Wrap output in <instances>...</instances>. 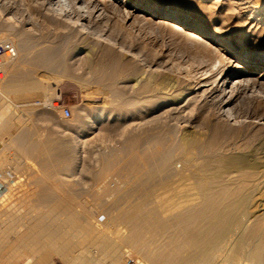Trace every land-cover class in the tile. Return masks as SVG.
Returning a JSON list of instances; mask_svg holds the SVG:
<instances>
[{
	"label": "rangeland",
	"instance_id": "1",
	"mask_svg": "<svg viewBox=\"0 0 264 264\" xmlns=\"http://www.w3.org/2000/svg\"><path fill=\"white\" fill-rule=\"evenodd\" d=\"M126 4L129 8L140 4L141 8L157 6L161 11H173L218 40L195 29L185 30L174 20L151 18L136 11L125 23L112 13L105 15L107 22L89 19L95 36H85L87 40L84 38L83 43L78 27L46 18L51 13H45L42 0H0V11H9L7 17L14 18L10 37L0 20L1 34L8 37L0 42L12 44V39L15 45L23 39L28 49L23 54L14 46L17 54L22 55H17L10 69L4 66L5 79L30 81L39 75H47L49 79L44 80L48 84L44 82L37 94L23 89L18 93L14 89H11L13 93H0V128L9 127V133L4 130L0 133V171L8 179L3 181L7 184L5 195L0 199L1 259L13 255L19 244L17 238L23 233L31 234L26 241L30 247L45 244V239L33 236L31 227L39 219L47 220L50 211L65 208L72 209L76 215L80 213L82 221L97 224L111 244H119L123 252L117 264H139L145 254L139 252L129 238L140 232L147 241L146 249L152 250L161 236L133 227L123 215L132 212L133 206L144 199L147 210L160 208L163 217L171 220L185 209L195 181L179 159L173 160L163 175L155 174L146 181L148 175L144 166L153 170L157 150H169L173 139L181 137L186 130L184 125L176 124L167 113L168 108L160 106L159 97H164L160 93L162 88L174 81H180L178 86L182 88L194 83L218 56L225 60V65L230 62V68L239 64L245 67L237 61L241 53L264 58V0H128ZM28 15L36 24L38 33L34 36L24 32L27 20L24 18ZM196 35L205 39L206 44ZM108 37L112 42L105 41ZM86 43L91 50L85 49ZM94 44L97 46L93 47ZM50 48L58 50L59 63L49 69L41 65L39 57ZM135 74L141 79L140 83L131 79ZM259 75H263L260 70L256 72V76ZM144 83L148 84L147 89L143 88ZM246 95L249 94L241 97L242 111L247 107L242 104L252 98ZM210 102L201 109L192 106L191 112L195 116L200 110L215 118L216 107ZM51 103L58 108L53 109ZM65 108L71 111L69 118L63 116ZM18 141L26 149L25 155L20 154ZM115 155L119 156V161L108 166ZM137 157L143 161L132 160ZM183 169L185 174L182 172L183 176H179ZM257 185L261 189L263 184ZM56 215L51 217L50 223L60 224L69 238V254L78 255L81 237L77 231L71 233L66 212ZM149 243L155 245L148 246ZM51 250H47L50 251L48 261L64 264ZM42 254L15 253L11 260L0 264H25L28 256L35 261ZM247 261L242 259L239 264H253Z\"/></svg>",
	"mask_w": 264,
	"mask_h": 264
},
{
	"label": "bare ground",
	"instance_id": "2",
	"mask_svg": "<svg viewBox=\"0 0 264 264\" xmlns=\"http://www.w3.org/2000/svg\"><path fill=\"white\" fill-rule=\"evenodd\" d=\"M127 1L112 0L108 4L107 0H42V5L46 10L45 13H51L48 14L47 19L78 27V34L83 37L81 38L83 43L87 40L85 36L94 35L89 19H94L93 22H103L105 15L112 13V15L115 14L122 18L121 20L125 23L135 16L136 11L151 18L174 20L185 30L195 29L210 39L218 40L215 35H209L197 24L173 11H161L157 6L141 8L140 4L129 8L126 4ZM1 6L0 8H2ZM2 11H0V20L5 24L9 36L14 30V18L7 17L8 14L10 15L9 11H6L7 13ZM30 15L24 18L27 20H25L23 28L24 32H29L34 36V33L38 32H36V24L33 23ZM104 22L107 20L105 19ZM103 24L105 25V23ZM172 25L178 27L176 24ZM182 28L180 29L183 30ZM195 37L206 44L205 39L197 35ZM2 38L6 40L8 37L2 36L0 31V39ZM105 41L112 42L109 37L105 38ZM11 42L13 44L12 39ZM113 43L115 44V42ZM204 44L202 45L204 46ZM13 46L23 54L28 51L23 39ZM95 46L97 45L94 44L93 47ZM84 47L88 50L92 48L89 44L87 46V43ZM55 49L42 52L40 55V63L45 68L50 69L59 63L58 50ZM122 49L124 50V47ZM127 52L132 53L131 51ZM218 57L214 58L215 61L211 66L208 65L210 68L205 67L206 70L201 72L200 77L195 79L194 83H188L182 88L178 86L180 81H174V84H167L160 92L164 94V97H159L161 98L160 106L168 108L167 113L173 116L176 124L184 125L186 130L183 131L181 137L176 136L173 139L169 150H166L165 146V150H157L158 157L153 170H149L144 164L146 170L144 172L148 175L147 180H144L149 182L155 174L163 175L172 165L173 160L179 159L184 163L185 169H189V172L185 169L180 170L179 176L182 172L185 174L186 171L195 181L192 185L193 193L185 209L177 213L171 220H166L163 217L160 208L147 210L145 208L147 201L144 199L133 206L132 212L123 215L124 219L130 222L133 227L153 233L157 232L161 236L160 241H157V246L155 248L153 246L152 250L146 249L147 241L144 240L140 232H135L129 238V241L139 249V252L145 254V258L140 260L139 264H239L242 259L253 264H264V58H256L251 53L245 55L241 53L238 54L237 61L243 63L245 67H241L239 64L230 68V62L225 65V60ZM15 59L6 62V69L12 67L16 62ZM91 69L94 70V67ZM259 70L263 72V75L256 76V72ZM10 72L11 70H7V73ZM46 76L39 75L30 81L25 80L26 78L24 80L15 78L16 81L5 79L0 85V93L3 94V92H10L11 89H14L17 93L28 90L31 94H37L43 89V84L46 82L44 80H49ZM131 79L141 82L137 74ZM46 84L48 83L46 82ZM143 88L147 89L148 84L144 83ZM245 94H249L248 96L252 98L250 101L247 100V103L242 102V105L246 106L247 104L246 110L242 111L240 108L241 97ZM248 96L246 95V97ZM209 100L216 107L214 109L216 110L215 118L205 115L200 110L194 116L191 112L192 106L201 109ZM3 130L5 133H9V127L0 128L1 134ZM174 130L178 135L177 128ZM17 145L20 154L25 155L26 149L21 146L20 141ZM134 159H138L137 162L143 161L140 157L132 160ZM118 161L119 156L115 155L108 166L115 165ZM257 168L263 169L257 170ZM257 184H263L261 189ZM258 197H260L259 200ZM145 199L147 200V198ZM54 211L55 214H53ZM61 211L67 213V224L70 226L71 233L77 231L81 237L78 241L81 250L78 255L74 254L76 256L69 254V238L66 233L62 232L64 230H61L60 224L58 222L50 223L51 217H57L56 214ZM49 213L47 220L39 219L30 231L34 232L33 236L36 238L45 239L46 243L30 247L26 241L31 238V234L23 233L17 238L19 244L15 247L13 255L25 253L33 256L52 249L56 255L62 258L64 264H106L109 261L112 262L111 264L119 263L123 249L121 250L119 244H111L97 224L82 221L80 213L76 215L72 209L58 208V210L54 209ZM88 242H90L89 245ZM95 250L96 252H94ZM47 252L39 258H35V261L31 256H28L25 264H53L47 258L50 257V251ZM12 256L0 258V262L6 263L13 258ZM25 259L26 255L24 261Z\"/></svg>",
	"mask_w": 264,
	"mask_h": 264
},
{
	"label": "built area",
	"instance_id": "3",
	"mask_svg": "<svg viewBox=\"0 0 264 264\" xmlns=\"http://www.w3.org/2000/svg\"><path fill=\"white\" fill-rule=\"evenodd\" d=\"M17 57V52L15 47L7 42H0V85L5 79V72H4V66L6 62L12 61ZM51 107L53 109L58 108V105L55 103H51ZM63 116L65 118H69L71 116V111L68 108L63 109ZM6 175H4L0 171V199L5 194V188H6V182L3 183V181H7Z\"/></svg>",
	"mask_w": 264,
	"mask_h": 264
}]
</instances>
